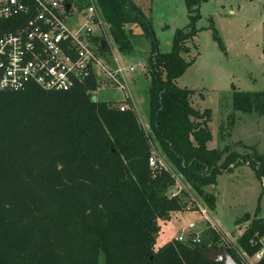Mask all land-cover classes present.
I'll use <instances>...</instances> for the list:
<instances>
[{
	"label": "trees",
	"instance_id": "16d2710c",
	"mask_svg": "<svg viewBox=\"0 0 264 264\" xmlns=\"http://www.w3.org/2000/svg\"><path fill=\"white\" fill-rule=\"evenodd\" d=\"M93 1L119 50L129 45L125 24H139L151 34L149 19L134 1ZM196 1L186 0L195 14L174 29L169 50L153 47L144 58L148 132L127 98L128 106L119 109L113 100L90 95L96 87L92 74L66 89L34 84L0 89V264H221L202 255L215 246L207 241L224 235L219 227L206 226L198 242L171 237L155 244L157 218L167 219L183 201L166 195L170 175L147 163L149 138L207 207H213L214 195L204 186L238 161L254 168L264 192V157L229 151L220 159V149L206 146L208 108L192 104V89L174 82L193 59L181 52L189 50L186 43L194 34ZM63 2L79 9L88 3ZM27 17L0 18V34ZM261 52L264 59V43ZM263 102L264 88L232 91L235 108L249 110ZM255 230L264 231V215L257 210L235 239L248 253L256 248L248 241Z\"/></svg>",
	"mask_w": 264,
	"mask_h": 264
},
{
	"label": "rangeland",
	"instance_id": "374dc122",
	"mask_svg": "<svg viewBox=\"0 0 264 264\" xmlns=\"http://www.w3.org/2000/svg\"><path fill=\"white\" fill-rule=\"evenodd\" d=\"M132 1L149 19L152 32L144 33L139 24H125L129 29V45L125 51L119 50L109 32L108 23L97 8L116 64L123 70L131 65L133 70L124 72L122 86H96L91 89L90 95L116 103H123L127 98L138 121L148 132L146 87L149 74L145 72L144 58L153 47L158 51L169 50L174 29L187 25L189 14L193 15L195 11L188 12L186 0ZM192 5L196 6L198 13L192 22L195 30L186 43L189 50L181 54L186 59L193 56V59L174 78V82L192 89L189 97L192 104L200 110L208 108L210 138L206 140V146L220 149V159L229 151L238 154L256 151L264 157V102L261 107L252 106L249 110L232 105L234 89L255 91L264 88L261 52L264 43V0H197ZM82 10L73 6L65 18L66 26L69 29L89 26L97 32V25L88 21L81 14ZM109 62L110 58L106 60V63ZM96 73L97 77L101 76L99 70ZM229 166L215 174L213 183L204 186V190L214 195L213 207H207L185 181L187 191L178 194L183 201L182 208L171 211L167 219L157 218L156 245L172 235L184 233L183 228L188 222H194V230L200 236L202 230L197 229H204L206 222L198 218L199 206L206 208L213 222L234 242L253 211L264 215V192H261L254 168L243 161ZM244 213L248 214L246 219L241 218ZM195 231L189 230V235Z\"/></svg>",
	"mask_w": 264,
	"mask_h": 264
},
{
	"label": "built area",
	"instance_id": "2783aa9c",
	"mask_svg": "<svg viewBox=\"0 0 264 264\" xmlns=\"http://www.w3.org/2000/svg\"><path fill=\"white\" fill-rule=\"evenodd\" d=\"M87 1L88 3L82 7L81 14L97 25L99 28L97 32L92 31L89 26L69 29L65 24V18L71 13L73 5L63 0H0V18L18 13H26L28 16L24 24L0 34V89H22L29 84L45 89H66L74 81H81L89 74L94 76L96 86L101 88L123 85L124 72L132 71L133 67L130 65L123 70L116 64L115 56L104 36L103 21L98 14L97 6L93 0ZM103 40H106V49L103 47ZM108 58L111 62L106 63ZM142 68L143 64L140 66V69ZM97 70L101 73L100 77L96 76ZM126 106L128 103L124 101L119 103L118 107L123 109ZM144 130L146 131L145 128ZM148 142L149 167L154 171L165 170L172 179L165 188L166 195L174 197L182 191H187L182 174L167 161L153 141L148 138ZM198 208L199 220L206 222V226L218 230L206 208L201 206ZM194 225V222H188L183 228L184 233L180 232L174 238L198 242L200 236L194 230ZM189 230L196 233L189 235ZM248 241L251 245H256L251 253L225 234L214 243L207 241L206 245L230 247L240 264L264 262V231H253Z\"/></svg>",
	"mask_w": 264,
	"mask_h": 264
},
{
	"label": "water",
	"instance_id": "95a60500",
	"mask_svg": "<svg viewBox=\"0 0 264 264\" xmlns=\"http://www.w3.org/2000/svg\"><path fill=\"white\" fill-rule=\"evenodd\" d=\"M202 255L209 260L220 261L221 264H238L225 247L204 249Z\"/></svg>",
	"mask_w": 264,
	"mask_h": 264
},
{
	"label": "crops",
	"instance_id": "0c3cea01",
	"mask_svg": "<svg viewBox=\"0 0 264 264\" xmlns=\"http://www.w3.org/2000/svg\"><path fill=\"white\" fill-rule=\"evenodd\" d=\"M240 233V232H239ZM177 235V234H176ZM176 235H172V237L176 236Z\"/></svg>",
	"mask_w": 264,
	"mask_h": 264
}]
</instances>
